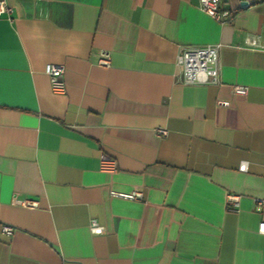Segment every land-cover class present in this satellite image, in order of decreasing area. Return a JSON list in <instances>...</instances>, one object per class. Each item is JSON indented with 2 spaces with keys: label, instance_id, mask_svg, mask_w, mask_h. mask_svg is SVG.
Segmentation results:
<instances>
[{
  "label": "crops",
  "instance_id": "crops-1",
  "mask_svg": "<svg viewBox=\"0 0 264 264\" xmlns=\"http://www.w3.org/2000/svg\"><path fill=\"white\" fill-rule=\"evenodd\" d=\"M6 2L0 264H264V0H219L221 20L199 0ZM207 45L221 83L185 84L179 54Z\"/></svg>",
  "mask_w": 264,
  "mask_h": 264
},
{
  "label": "built area",
  "instance_id": "built-area-1",
  "mask_svg": "<svg viewBox=\"0 0 264 264\" xmlns=\"http://www.w3.org/2000/svg\"><path fill=\"white\" fill-rule=\"evenodd\" d=\"M200 8L217 20L224 17V13L220 11L219 0H199ZM11 12L10 6L6 0H0V18ZM219 46L207 45L200 47H186L178 56V62L183 67L182 79L185 84H220V57ZM99 65L108 67L111 65L110 52H102ZM49 76L51 88L56 93H64L66 90V83L64 80L65 67L58 64H48L45 69ZM232 91L238 95H246L248 87L245 85L234 84L231 86ZM159 135H166L167 129L158 128ZM117 161L114 159H103L101 162V169L103 171L114 172L117 170ZM113 196H120L128 199H141L142 192L135 190L133 192H111ZM239 196L235 194L228 195L229 204L236 206L238 204ZM257 211L264 215V197L254 199ZM14 203L26 208H38L39 202L30 198H15ZM4 232L12 234L14 228L10 226L3 227ZM91 230L93 232H101L102 227L96 220L91 221ZM259 232L264 235V216L259 224Z\"/></svg>",
  "mask_w": 264,
  "mask_h": 264
}]
</instances>
